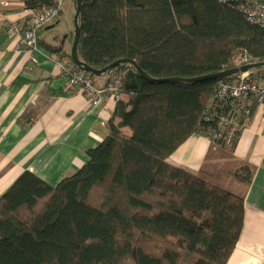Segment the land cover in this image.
<instances>
[{
    "label": "trees",
    "instance_id": "obj_1",
    "mask_svg": "<svg viewBox=\"0 0 264 264\" xmlns=\"http://www.w3.org/2000/svg\"><path fill=\"white\" fill-rule=\"evenodd\" d=\"M250 1L81 0L82 66L102 71L131 60L150 80L130 65L108 70L124 73L123 97L82 168L54 187L26 171L0 197V264H227L243 229V198L167 160L194 135L227 145L213 136L228 110L209 101L229 77L170 80L236 69L242 52L263 64L264 29L240 10ZM21 2L39 11L54 0ZM255 106L236 117L241 130ZM234 176L248 182L251 173Z\"/></svg>",
    "mask_w": 264,
    "mask_h": 264
},
{
    "label": "crops",
    "instance_id": "obj_2",
    "mask_svg": "<svg viewBox=\"0 0 264 264\" xmlns=\"http://www.w3.org/2000/svg\"><path fill=\"white\" fill-rule=\"evenodd\" d=\"M68 10L74 14L73 0H65L60 18L38 33V51L32 53L6 28L8 23L23 27L29 11L21 0H0V197L26 171L56 186L82 168L87 151L108 135L105 124L116 103L92 107L67 88L56 65L58 53L72 48V33L62 29ZM107 82L104 74L94 78L97 87ZM245 123L234 147L194 135L167 162L195 175L205 172L243 198V229L227 264H264V108L255 106ZM242 168L251 173L248 182L234 176Z\"/></svg>",
    "mask_w": 264,
    "mask_h": 264
},
{
    "label": "built area",
    "instance_id": "obj_3",
    "mask_svg": "<svg viewBox=\"0 0 264 264\" xmlns=\"http://www.w3.org/2000/svg\"><path fill=\"white\" fill-rule=\"evenodd\" d=\"M227 2L228 0H218ZM65 0H54L53 5L39 11H29L27 21L23 27L7 24V32L11 37H18L20 44L29 52L38 51V33L45 27L54 24L64 9ZM240 10L248 23L264 29V3L251 0L240 6ZM251 59L246 52H242L235 59V68L251 65ZM57 67L67 78V88L77 90L92 107H100L107 101L117 103L123 97L121 79L124 73H108V82L97 87L94 78L83 70H77L68 53L59 52L56 60ZM256 102L264 108V67L239 73L221 81L209 101V108L217 110L227 109V113L217 117V134L214 139H223L230 145L234 136L241 132L236 117L249 114L250 102ZM210 140V138L206 137ZM211 141V140H210Z\"/></svg>",
    "mask_w": 264,
    "mask_h": 264
},
{
    "label": "water",
    "instance_id": "obj_4",
    "mask_svg": "<svg viewBox=\"0 0 264 264\" xmlns=\"http://www.w3.org/2000/svg\"><path fill=\"white\" fill-rule=\"evenodd\" d=\"M81 11V0H76V12L73 18V24H74V37H73V42H72V48H71V52H70V56H71V60L74 63L75 66L77 67H81L84 71H86L87 73L93 75L94 77H99L103 74H105L108 70L118 66V65H130L133 68H135V70H137V72H139L141 74V76L146 79V80H150L149 77L147 75H145L136 65V63L134 61L131 60H120L115 62L114 64H112L111 66H109L108 68L102 70V71H93L90 68H88L87 66H82V64L79 62V58H78V54H77V46H78V41H79V37H80V30L78 27V17ZM264 67V63L263 64H256V65H248V66H243L241 68H236L230 71H226L220 74H216V75H210V76H206L203 78H197V79H190V80H181V79H171L170 81L175 82V83H193V82H201V81H205V80H209V79H220V78H225V77H231L234 75H237L239 73H245L248 72L250 70H254V69H259Z\"/></svg>",
    "mask_w": 264,
    "mask_h": 264
},
{
    "label": "rangeland",
    "instance_id": "obj_5",
    "mask_svg": "<svg viewBox=\"0 0 264 264\" xmlns=\"http://www.w3.org/2000/svg\"><path fill=\"white\" fill-rule=\"evenodd\" d=\"M73 9H74V6H73ZM74 11H75V9H74ZM73 18H74V14H72V12L69 13V10H68V12L65 14V16L63 18V21H62V29H63L65 35H68L69 36L70 33H72V35H74ZM201 177L202 178H205V172L201 174ZM211 179H212V181H213L214 184H217V180L215 178H211Z\"/></svg>",
    "mask_w": 264,
    "mask_h": 264
}]
</instances>
